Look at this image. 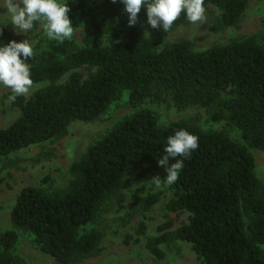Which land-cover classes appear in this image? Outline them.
<instances>
[{
    "label": "trees",
    "instance_id": "16d2710c",
    "mask_svg": "<svg viewBox=\"0 0 264 264\" xmlns=\"http://www.w3.org/2000/svg\"><path fill=\"white\" fill-rule=\"evenodd\" d=\"M86 1L69 8L71 22L73 14L91 12ZM207 4L219 11L209 26L217 31L239 23L247 0H204ZM96 8L98 18L81 45L72 38L50 40L33 55L31 79L44 84L11 102L20 113L0 128V158L65 135L73 121L97 120L123 91L134 111L71 164L64 186L19 190L10 211L12 227L0 232V264L24 263L16 252L19 231L61 263L98 253L101 232L89 225L123 185L165 176L157 159L179 129L195 135L199 147L169 186L173 195L165 210L186 212L187 221L176 227L171 219L162 222L158 234L147 237V250L162 258L161 244L180 240L191 245L200 264H264V188L249 149H264V46L254 36L200 50L186 38L159 45L151 38L135 39L119 2L100 0ZM137 20L146 22L143 6ZM187 22L181 13L170 29ZM125 28L127 37L118 39ZM162 101L178 110L204 107L211 120L235 129L243 143L226 129L205 131L190 119L160 124L143 104ZM156 201L155 194L143 197V209ZM139 230L144 233L143 223Z\"/></svg>",
    "mask_w": 264,
    "mask_h": 264
},
{
    "label": "rangeland",
    "instance_id": "374dc122",
    "mask_svg": "<svg viewBox=\"0 0 264 264\" xmlns=\"http://www.w3.org/2000/svg\"><path fill=\"white\" fill-rule=\"evenodd\" d=\"M78 0H68L69 8L76 6ZM8 0H0V35L4 43L27 40L34 49V54L46 48L50 41L44 34L40 23L26 33H17L9 22L7 12ZM100 0H87L86 4L93 9L79 14H73L74 27L72 39L78 45L82 37L92 32V20L98 18L96 8ZM205 7L206 22L201 26L189 21L167 32L161 28L153 29L146 22L137 20L134 29L135 39L151 38L159 45L181 38L189 39L193 48L200 50L213 44L227 43L234 38L254 36L264 46V0H247L246 8L236 26H228L213 31L209 26L218 16L219 11L212 4ZM127 37L125 28L118 39ZM104 41L106 39L104 38ZM30 62V59L27 61ZM85 75L88 70L78 68ZM65 75L61 80L66 79ZM43 83H34L28 97ZM10 89L0 87V128L8 126L20 113V109L11 104L7 94ZM145 107L156 112L158 122L167 124L171 121L190 119L202 130H227L228 135L242 142L235 129H229L225 121L210 119L204 107L196 105L178 110L169 102H146ZM134 108L127 101V92L123 91L103 114L95 121L81 120L69 124L65 135L48 140L44 143L31 145L15 151L5 158H0V232L11 228L10 211L19 190L24 186H40L52 189L64 186L70 179V166L79 159L90 144L100 138L113 124L129 116ZM255 160V173L264 188V149L249 147ZM148 180L141 183H130L122 188L103 205L89 227L101 232L99 252L75 263H61L49 254L39 250L31 237L19 231L17 254L23 259V264H200V259L186 241L174 240L161 244L163 257L156 258L147 250V237L157 235V227L167 219H171L176 227L187 221V213H174L165 210V203L172 197L169 186L155 188ZM150 194L157 196V201L149 209H143L142 198ZM144 224V233L139 230V224Z\"/></svg>",
    "mask_w": 264,
    "mask_h": 264
},
{
    "label": "clouds",
    "instance_id": "9594fccd",
    "mask_svg": "<svg viewBox=\"0 0 264 264\" xmlns=\"http://www.w3.org/2000/svg\"><path fill=\"white\" fill-rule=\"evenodd\" d=\"M119 2L127 14L129 26L135 25L142 6L146 12V24L167 32L181 13L192 24L206 22L204 0H111ZM68 0H8L9 22L17 33H26L40 23L44 34L51 41L63 42L73 35L74 27L68 16ZM34 55L33 46L27 41L0 42V87L10 89L8 100L26 96L34 86L31 65L27 61ZM198 138L179 129L167 138L164 154L157 159L165 176H153L151 183L160 189L173 185L184 167V160L198 149ZM170 161H172L170 163Z\"/></svg>",
    "mask_w": 264,
    "mask_h": 264
}]
</instances>
